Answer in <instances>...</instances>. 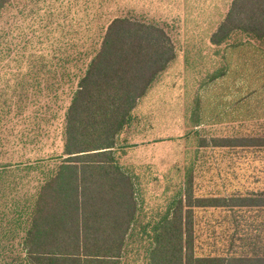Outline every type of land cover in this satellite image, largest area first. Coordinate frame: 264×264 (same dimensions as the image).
<instances>
[{"label": "trees", "instance_id": "obj_1", "mask_svg": "<svg viewBox=\"0 0 264 264\" xmlns=\"http://www.w3.org/2000/svg\"><path fill=\"white\" fill-rule=\"evenodd\" d=\"M12 1L0 0V13ZM53 5L73 10L59 0ZM58 20L42 24L35 36L41 44L24 45L15 55L0 88V107L15 102V112L24 115L64 79L76 80L63 111L60 148L0 162V239L13 243L2 246L9 249L0 264H129L139 252L145 264H264V186L239 196H198L187 174L182 190L178 186L157 203L147 198L144 171L132 168L138 162L131 150L176 137L134 140L143 128L125 132L140 122L134 112L140 99L176 58L165 25L132 13L115 15L90 45L86 33L79 40L74 26L80 23L72 16ZM206 53L213 69L197 88L188 125L227 116L263 119L259 130L215 137L213 144L264 150V0H230L206 44L183 56L184 65L200 70L210 61ZM34 125L37 131L29 130L38 138L46 129ZM36 168L42 174L33 190L19 194L28 171L13 177L14 171ZM209 207L236 212L231 223L243 231L229 236L228 248L239 239L237 253L204 250L195 210Z\"/></svg>", "mask_w": 264, "mask_h": 264}, {"label": "rangeland", "instance_id": "obj_2", "mask_svg": "<svg viewBox=\"0 0 264 264\" xmlns=\"http://www.w3.org/2000/svg\"><path fill=\"white\" fill-rule=\"evenodd\" d=\"M56 2L58 0H17L9 3L1 11L0 88L3 86L5 73L13 69L15 55L22 51L23 46L41 44L37 42L35 36L41 34V30L43 31L41 26L48 19H59L56 21L58 23L62 20L67 21L72 16L75 22L80 23L74 26L79 31V40L81 41L86 33L90 45L96 44L95 41L103 26L115 15L132 13L164 24L175 42L176 58L158 75L146 95L140 99L134 111L135 117H138L140 122H136L125 132L128 135L138 128H143L144 130L134 140L142 137L147 139L153 136L180 135V139L152 142V145L131 152L130 157H134V160L140 164L144 160L151 159L148 158L149 156L158 160L172 156L173 152L176 153L181 149L177 163L181 166L179 187L182 190L188 172V169L184 170V165L194 156L193 149L196 145L194 135L184 136L186 131L195 128L192 124L188 125L193 97L196 96L199 90L197 88L205 78L204 74L213 69L210 66L213 64L211 53H206L210 61L206 60L201 66L198 64L200 70L196 69V71L188 68L186 63L184 65L183 56L186 53L193 54L206 44L209 33L226 12L230 0H59L70 5L72 11H68L67 5L64 10H56V6L53 5ZM51 12L53 13L50 15ZM238 35L242 34L238 33ZM27 38L31 40L28 41ZM80 64L82 63L72 65L71 69L77 70ZM75 85V79H64L55 94L40 97L38 101L29 104L27 110L23 112L24 115L15 112V102L9 107L7 105L0 107V162L23 161L42 156L54 148H60L63 111L69 101L70 91ZM260 121L263 119L247 120L227 116L223 121L200 124L197 128L202 132L205 129L207 135H233L259 130ZM35 123L46 129L38 138H35L34 133L29 130L33 128L37 131ZM124 135L125 133L122 136ZM28 138H30L29 142L23 141ZM199 164L195 171L197 183L193 187V192L198 194L205 191H224L218 185L221 182L239 188H248L253 184L256 186L258 183L253 182V174H260V181L264 180V150L215 149L214 152L207 151L205 155L200 154ZM43 166L47 168V165ZM26 171L28 172L24 175V182L18 189L19 194L33 190L42 174L38 168L23 169L14 171L13 177ZM179 187L175 184L174 188L169 187L166 190L163 195L165 202L174 192L173 189L177 190ZM161 188L162 186L160 191L163 190ZM195 211L196 218L198 216L199 219L198 232L204 250L209 248L224 250L227 233L228 230L231 231L232 225L228 224L229 229L227 228L224 236H221L219 234L221 229L217 223L214 224L215 232H211V227L206 223L209 219L219 218L224 212L218 210L205 212L198 209ZM6 244H8L6 241L0 239V262L7 260L3 251L9 248L2 247ZM9 244L11 246L13 243ZM228 252L231 253L232 250ZM130 260L134 262L129 261V264H145L140 252L134 253Z\"/></svg>", "mask_w": 264, "mask_h": 264}, {"label": "crops", "instance_id": "obj_3", "mask_svg": "<svg viewBox=\"0 0 264 264\" xmlns=\"http://www.w3.org/2000/svg\"><path fill=\"white\" fill-rule=\"evenodd\" d=\"M200 124H205V123H200ZM196 125L194 126L195 129L197 130L196 132H191V134L189 135H194V139L196 138V145L195 148L193 149V154L194 156H192V158L190 159L189 163L184 165V170L186 171V169H188V176H189V180H190V185L193 189L194 186H196V174L195 171H197V168L199 167V159H200V154L205 155L207 153V151L209 153H211L212 151L214 152L215 149L221 150L223 151L224 149H239L241 151H249V150H245L243 148H241L238 145H234V146H226V145H214L213 144V138L215 137H238L239 135H242L244 133L241 134H233V135H214V134H206L205 133V129L202 132V130L198 129L197 127L200 125ZM176 136L175 138H172L173 140L175 139H180V135H174ZM190 138V137H189ZM172 139H163L160 141H165V140H172ZM159 141V142H160ZM180 145L182 143L179 142ZM153 143L149 142V143H145V144H141L139 147H136L134 150H131L132 153H134L135 151L139 150L141 147H145L148 145H152ZM253 151H261V150H254L251 149ZM182 150H178V152L176 153H172V156H165L161 159H154L153 157H148L151 159L148 160H144L143 162H141L140 164L138 163H133L132 164V168L134 169V165H135V170L138 171V169L143 170L144 171V175L142 174V176L145 177V181L147 182V187H148V199L150 198L151 201H153L151 198H156V202L157 203H163V195L165 193V191H160V186H162L161 189L164 188H174L175 184H177V186H179L180 183V170H181V166L180 164L177 163L178 158L180 157ZM132 159L134 160V157H132ZM136 162V160H134ZM139 166H141L142 168H139ZM187 167V168H186ZM264 172V171H263ZM253 178V182L256 184L258 183L256 186H254V184L252 186H248V188L244 187V188H239V186H229V184H226L223 182H221L219 187L221 189H224V191H216V192H209V191H205V193H194V195H198V196H209V195H218V196H225V197H229V196H239L245 193L246 189H254L257 187H261L264 186V180L260 181V174H253L252 175ZM141 179V178H140ZM144 181V180H143ZM153 191H155V193H152ZM153 203V202H150ZM200 211H205V212H210L213 210H218L220 212H224L223 215H221L219 218H214V219H209L206 223L208 225V227H211V232H215L214 231V224L217 223L220 226V235L224 236L226 229L230 226H228V224L232 225V229L228 233H227V237H226V246L225 249L222 250L221 248L219 249H213V248H209L208 250L205 249L206 251H212L213 253H215L216 251L218 252H227V254L229 253L228 250V245H229V240L231 242H233V238L229 237L230 235H235L238 236L239 234L242 233V229L240 228H235L233 223H231L232 218L234 217V214L236 212H233L234 210H230L229 208H212L209 207L208 209H198ZM236 216V215H235ZM238 217V216H237ZM198 219V216H197ZM215 219H220V220H215ZM212 221V222H209ZM214 221V222H213ZM199 222V219H198ZM225 223V224H224ZM199 224V223H198ZM224 225H226L225 227H223ZM199 227V226H198ZM200 234V233H199ZM212 243H214V241H212ZM240 243V240L234 237V246L232 248H230L232 250V253H237L238 252V244ZM236 245V246H235Z\"/></svg>", "mask_w": 264, "mask_h": 264}]
</instances>
